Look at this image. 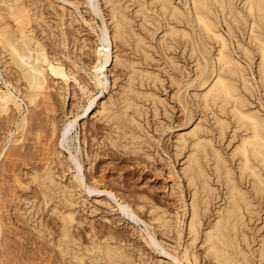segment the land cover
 Listing matches in <instances>:
<instances>
[{
	"label": "bare ground",
	"instance_id": "1",
	"mask_svg": "<svg viewBox=\"0 0 264 264\" xmlns=\"http://www.w3.org/2000/svg\"><path fill=\"white\" fill-rule=\"evenodd\" d=\"M68 1L74 3L75 0ZM94 1L82 0L92 5V11H95ZM242 1L240 5V0H102L106 16L105 22L97 23L99 47H96V59L91 64L94 73L92 83L101 89L105 87L107 79L104 81L99 73L104 71L110 57L121 66L123 79L119 91L97 105L96 118L105 130L96 139L100 137L102 143L122 146L127 152L141 153L145 158L152 157L158 140L151 132V126L155 128L159 113L168 110L166 97H162L158 91L165 79L173 87L171 97L183 111V124L192 120L193 104L199 112L208 111L211 114L212 120L206 121L208 125L200 119V114L186 132L177 133L174 140L171 139L172 153L183 156L180 169L188 197L186 207L182 209V213L186 214L184 232L180 229V213H175L172 221L168 210L159 209L151 200L148 209L149 217L160 228L162 238H169L167 233L174 227L179 246L185 234L181 251L177 246L173 248L174 259L181 264H198L197 240L202 245L203 256L213 259L215 264H264V239L261 236L257 239L255 235L259 227L256 225L257 219H261L264 229V213H259L260 205H264V114L251 105L249 95L255 89L253 76L237 53L239 51L240 55L250 60L253 54L257 55L256 77L264 93V0ZM216 10L221 13L229 31L247 34L252 47L238 38L237 49L230 47L228 39L219 29ZM92 11L89 18H85L90 24L95 19ZM51 17L55 19V27L60 28L62 46L66 47V25H71L77 19L71 6L60 4L58 9L53 0L47 3L44 0H0V114L9 110L20 112L16 129L21 132L18 131L19 134L10 139L12 142L20 144L17 141L28 138L24 137L25 133H31V140L41 143L43 147V157L42 154L39 155L41 158L37 156V164L31 166H21L28 163L21 155L26 153L24 149L29 143L23 149L21 143L18 150L14 149L11 154L4 152L8 156L4 158L8 161L0 168V177L4 180L0 181V209L7 206L15 194L17 202L25 208L27 221L35 222L38 235L51 243L64 264H148L145 252L138 244L127 242L111 230H90L83 239L81 233L75 230L78 220L74 207L80 198L86 199L83 194L85 190L89 192L97 186L91 182L92 174L88 175V179L85 177L78 153L71 149L75 143L71 126L81 113H87L95 97L91 96L86 79L82 80L79 89L87 96V101L78 102L77 107H82L81 112L74 113L73 119L65 113L66 120L57 132L56 118H45L46 125H43L44 114L47 110L50 114L53 109V97L47 89L51 87L48 78L60 84L58 88L55 84L54 87L63 98L69 76L60 55L53 49L49 50V43L45 40V36L51 39L50 35H53V29L49 28ZM160 27L165 32L155 38ZM155 39L158 49L154 44ZM112 42L115 45L120 43L127 49L124 52L121 49L119 52L112 51ZM178 45L195 62L193 76L186 66L179 65L175 57L167 52ZM158 50L165 52L167 59L157 62L155 54ZM77 62L74 60L75 67ZM8 69L14 72L11 73L15 74L17 83L4 75ZM72 73L75 80V72ZM24 103L27 110H22ZM41 118L44 120L39 122ZM229 129L227 145H231L221 147ZM86 134L85 129L82 133L83 144L86 143ZM59 142H65L66 154L58 148ZM3 143L0 142V155L5 149ZM32 144L34 153L36 144ZM52 144L57 147L50 148ZM74 147L81 148L80 141ZM85 156L91 165L93 157L90 158L88 149ZM16 185L21 188L20 191L15 189ZM30 187L36 189L39 195L37 200L32 195L25 197V194H20L26 193ZM178 187L182 195L181 185ZM39 204L52 214L53 227L34 215ZM136 204L143 207L141 202ZM208 212L211 214L203 224V217ZM1 215L0 212V226L3 224ZM159 259L163 258L159 256Z\"/></svg>",
	"mask_w": 264,
	"mask_h": 264
},
{
	"label": "rangeland",
	"instance_id": "2",
	"mask_svg": "<svg viewBox=\"0 0 264 264\" xmlns=\"http://www.w3.org/2000/svg\"><path fill=\"white\" fill-rule=\"evenodd\" d=\"M53 1L55 7H57L58 9H60V4L69 7L71 6V8L75 11L77 19H75L71 25H66L67 28L65 27L66 28L65 35H66L67 43H66V47H63L61 42L60 28L55 27V23H54L55 19L53 17L50 18L51 26H49V28L53 29L52 32L53 35H50V37H52L51 39L49 38V36L47 38L45 36V40L47 44L49 43L48 44L49 50L53 49L55 52L58 53V56L60 55L59 57L61 60L64 61L65 69L67 67L66 72L69 73L70 77L69 76L67 77V82H66L67 90H64L65 94L63 98L59 96L57 91L58 88L57 85L60 84H55L53 83L52 79L48 78V82L51 81L53 83V84L51 82L48 83L51 85V87L50 89L49 88L47 89L53 97L52 107L54 109V112L53 109L51 110L50 108L51 110L50 114L48 113L49 110H47V113L45 112H44L45 114L41 113L44 114L45 116L42 117H44V119L47 118V120L50 119L51 116L54 117L51 119L56 118L54 121H56L55 124L57 123L56 124L57 126L56 132H57V130L61 128V126L66 120L65 113H67L69 117L73 119L74 113H76L77 111L81 112L82 107H77L78 102L83 103L87 101L86 100L87 96L82 94V92L79 89V84L82 83V80L85 81L86 79V81L88 82L91 96L95 97L87 113H85L84 115L81 113L78 116V119L71 126V132L73 133V135H75L74 137L75 143L72 144L73 148L71 149L75 150V152L78 153V158L82 164L81 171L83 172V174L86 175V176L83 175V179H85V177L88 179V175L92 174L93 178L91 182L95 184V186H97L95 187L94 190H91L89 192L85 190L83 194L86 197V199L82 200L80 198L79 202L76 203L74 207V214L76 215L75 217L78 220V222H76L75 230L81 233L82 239L86 237V232L90 230H91L90 232L92 231L103 232L106 230H111L115 232L116 235H118L122 239H125L127 242L130 243L135 242L136 244H138V246L142 248V250L145 252V258L147 257L146 259L148 264H173V263L181 264L180 262L178 263V260L174 259L173 256V250H174L173 248L177 246V240H179L177 238V232L175 231V228L172 227L173 229H171V232L169 231L167 233V236L169 238L166 239L162 238L160 236V231H159L160 228L155 224V221H153L149 217L150 214L148 213V209L151 200L158 205L159 209L166 208L168 210L170 217L172 218V221L174 220L173 218L175 216V213L177 212L180 213L181 216L180 214L179 216L181 217L182 219L181 222L183 224V225L180 224V229L184 232V227H185L184 219H186L185 218L186 214L182 213L183 212L182 209L183 207H186L185 202H186V198L188 197L186 190V182L182 175V171L180 169L183 156L174 155L172 153L171 139L174 140L175 135L177 133L186 132V130L190 128L191 122L192 123L195 122L196 121L195 118L200 114H202L200 119L204 121V124L208 125L209 123L206 121L212 120L211 114L207 113L208 111H203L202 113L201 111L199 112L197 108L195 109V106L193 104L192 105L193 115L191 118L192 120H190L187 124H183V111L178 106L177 101L176 100L174 101V99L171 97L173 87L170 86L169 81L165 79L163 82L164 84L159 87L158 91L162 97H166L168 101V106H167L168 110L167 112L161 111V113H159L160 114L159 121L155 128L151 126L152 128L151 132L152 131L154 132L158 140L157 145L154 147V151H152V157L145 158L143 155H141V153L127 152L122 146H114L107 142L102 143V139L100 137L99 140H97L96 137L99 136V133H103V131L105 130L103 124H101V121L96 118L97 105L102 100H108L110 95H115L121 88L120 83L123 79L121 66L115 64L112 57H110L109 61L106 63L104 71L102 73H99V76L103 77L104 81L107 79V82L104 84L105 87L101 89V87L98 88L92 83L94 80L93 79L94 73L92 74L93 67L91 64L96 59V54H97V52H95L96 47H99L98 34L96 32L99 31L97 23L105 22L104 16H106L105 14L106 8L102 3V0L94 1L95 11H92L93 9L92 10L90 9L92 6L91 4L83 3L82 0H75V1L72 0L74 1V3L69 2L68 0L67 1L53 0ZM44 2L47 3L48 0H44ZM242 3L243 1L240 0L239 4L242 5ZM90 10L94 12L93 15L95 17L94 20L90 21L91 24L85 20V18H89V15L91 13ZM216 13H217V21L219 23V29L228 39L227 41L230 47L233 48V50L237 49L236 38L240 39L242 42L252 47V44L250 45V42L247 40L248 37L246 33H241L240 31H236V30L235 32L232 33L231 31H229L227 24L224 23L221 13L218 10H216ZM157 31L158 32L155 34V38H157L158 36L163 34V32H165L164 30H162V27H160V29H158ZM154 44L158 49L157 39L154 40ZM177 47L175 49L168 50L167 51L168 54L174 56L177 62L179 63V65L186 66V68L189 70L190 75L193 76L195 62L192 61L191 57H189L188 52L186 51L185 53L183 52V49L180 45H178ZM110 49H112V51L114 50L118 52L121 49L124 52L125 49L127 48H125V46L121 45L120 43L115 45V43L112 42V45L110 44ZM237 53H239V55L238 54L237 55L239 59L243 61L249 74L253 76L255 89L253 94L249 95V100L251 102V105L254 108H256L259 112L264 114V93L259 88L256 77V69H257V61H258L256 57L257 55L253 54L252 60L253 59L254 60L252 61L243 54L240 55L239 51H237ZM155 55L159 57V59L155 57L157 62H162L168 57V55H166L165 52H162L160 50H158L157 54ZM74 60L78 61L77 67H75ZM10 69L13 70L12 68ZM10 69H8L7 72H4L5 73L4 75H6L7 78L9 77L10 80L13 81V83H17L15 74H12L14 72H12ZM70 71L71 73L75 72L74 74L76 77L75 80L74 77L72 76L73 73L71 74ZM10 76L13 78H11ZM54 84L57 88L54 87ZM23 105H24L23 107L24 109L22 110H27V108L25 109L26 104L24 103ZM29 106L30 105H28V107ZM19 116H20V112H16L13 110L11 111L9 110L8 113H2V115L0 114V142L3 141L4 142L3 144L5 146L2 155H0V161H1L0 168L3 167L4 165H7L5 164L7 163L6 162L7 158L4 157H8V156L7 154L5 155V153H7L8 151V153L11 154L14 151V149L17 151L18 150L17 147H19L21 143H22L21 146L22 149L23 147L25 148V145L29 143L28 144L29 146H26V148L24 149V152H26L27 154L25 153L21 155L25 163L26 162L28 163L23 165L22 164L23 162L19 161V163L22 164L21 166H31L32 164L33 165L37 164L36 159L38 161L39 157L42 154L43 147L41 143H36L34 139L31 140L32 138L31 137L32 135H30L31 133L27 135L24 132L25 133L24 137H28V136L30 137L25 139L22 138L26 142L21 139L20 141H17L20 144H16L12 142V140H10L11 138L15 137L21 132L20 129H16V120L18 119ZM5 117L7 119H5ZM31 118L32 117H30V119ZM41 119H42L41 121L40 120L38 121L42 122L44 120L43 118ZM45 122L46 119L45 121L42 122L44 123L43 125H46ZM151 123L155 125L153 120H151ZM28 125H30V122L29 124L27 123V126ZM28 128L29 127H27V129ZM85 129H86V133L88 134V135L86 134V139H85L86 145L82 143V136H83L82 133H84ZM99 129H101V132ZM92 130H94L93 133L95 135H93ZM89 131H91V133ZM230 132L231 129H229L226 132L227 134L223 138V144L221 145V147L231 145V144L227 145ZM30 141L36 144L35 145L36 147L34 146L35 151L33 150L34 153L32 152L33 147H31V145L33 144ZM79 141L82 147L79 149L78 148L74 149L75 148L74 145L79 143ZM10 143L12 145H9ZM64 143L65 142H62L61 144L59 142L57 143V145L58 148L62 149L63 154H66L67 148ZM37 144H40L38 146L40 148L37 147ZM9 146L10 147L12 146V148H10ZM13 146L15 147L13 148ZM50 146H52L50 148L54 149L53 147L56 146V144L55 145L52 144ZM29 148L31 150V153L29 152ZM36 149H40L41 151L40 150L37 151ZM87 149L90 154V158L92 159L93 157L91 161V165L89 163V159L86 158L85 156V150ZM37 156L39 157L36 158ZM27 157H29L32 160L28 158L29 159L28 161ZM41 157H43V154ZM0 179H1L0 181L4 182L3 178L0 177ZM95 179L98 181H96ZM7 182L5 180V184H7ZM179 184L181 185V188L183 190L182 195L178 187ZM19 188L20 187L16 185L15 189L17 191H20L21 188L20 189ZM33 188L34 187H30L25 191L26 193L20 192V194L23 195L25 194L26 195V196L24 195L25 197L32 195L31 197L34 196L35 200H37L39 195H37L38 193L36 192V189ZM13 195H14V198H12L13 201L11 200L10 203L8 202L7 206H1L2 208L0 209V212L2 213L1 220L3 223L1 224V226L3 227L0 226V230L3 228L0 231L2 232L0 235L1 238L0 264H52V263L64 264L63 261H60L61 259L58 257V254H56L57 252L55 251V248L52 247L51 243L46 238H43L38 235V233L34 228L35 222L27 221V219L24 216L25 215L24 206L21 205L19 201L17 202L18 200L17 197H15V194ZM139 196L141 197L138 198ZM144 196L146 198H144ZM181 196L183 200L181 199ZM136 202L137 203L141 202L143 204V207L142 208L137 207ZM182 202L183 204H181ZM260 206H261V210L259 213L262 214L264 213V205L261 204ZM129 208H132L133 211L132 210L130 211ZM210 214L211 212H208L204 215L203 224L206 222ZM34 215H36L38 218L43 220L45 223L48 224L50 223L51 226L53 227L52 218H51L53 216H51L52 214L50 213V211L46 207H43L42 204H39L36 207V213ZM257 220L258 221L256 222V225L259 227L257 228V231L255 230L256 238L259 239V237L261 236L264 239V229L261 226V219H257ZM124 235L125 238L123 237ZM184 235L185 234L183 233V239L180 240L182 242V245L184 242ZM150 244H152V246ZM182 245L180 244L179 245L180 247L177 246L179 251H181ZM196 250L199 253L198 264H215V262H213L214 261L213 259L207 256L206 257L203 256V248L199 240L196 241ZM55 254L57 255V257ZM41 255H43V257ZM52 256L55 258H53ZM159 256L162 257L163 259H159ZM169 258L171 259L170 262L172 263L169 262L170 260ZM46 260L48 261V263Z\"/></svg>",
	"mask_w": 264,
	"mask_h": 264
}]
</instances>
